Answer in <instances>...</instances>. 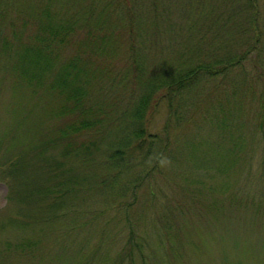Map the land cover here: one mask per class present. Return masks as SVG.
Masks as SVG:
<instances>
[{"label": "rangeland", "instance_id": "obj_1", "mask_svg": "<svg viewBox=\"0 0 264 264\" xmlns=\"http://www.w3.org/2000/svg\"><path fill=\"white\" fill-rule=\"evenodd\" d=\"M84 7L111 9L103 26L89 23L94 34L115 21L116 48L93 63L112 58L125 72L132 33L144 79L227 66L163 90L142 124L144 159L139 148L115 166L119 133L110 128L84 139L87 162L52 143L61 99L24 84L0 45V264H264V0H0V34L13 41L15 27L31 42L34 12L45 8L65 32ZM78 27L69 35L83 51L91 41ZM144 89L104 92L98 107L130 111Z\"/></svg>", "mask_w": 264, "mask_h": 264}, {"label": "trees", "instance_id": "obj_2", "mask_svg": "<svg viewBox=\"0 0 264 264\" xmlns=\"http://www.w3.org/2000/svg\"><path fill=\"white\" fill-rule=\"evenodd\" d=\"M126 6L123 7L125 14L134 18L132 16L133 8L128 3ZM105 9L106 7H99L98 9L84 7L77 16L82 25H75L72 19H77V17L72 15L69 18L65 17L67 18L66 24L70 23L69 28L71 30L75 26H79V31L81 28L88 31L90 30L89 23L94 21L95 28L98 29L99 25L103 26L105 18L111 15V9L106 11ZM114 9L117 11V8ZM152 10L156 11L155 9ZM34 13L39 24L36 25L38 30L36 29L31 42H24L21 38L22 33L14 27L12 31L13 41L0 34L1 51L4 54L8 51L9 53L12 52L10 54H12L13 62L10 65V70L17 74L24 84H33L36 88L41 86L40 89L43 91L54 93L55 100L61 99L62 104L53 108L51 114L61 118L64 122L59 125L55 124L47 134L51 136L53 144H59L65 153L73 151L76 156H82L84 162L88 161L85 151L89 150V145L84 139L87 136H94L101 128H110L114 133H119L118 147L109 155L113 165L123 164L126 156L129 160L127 154L136 153L139 148L143 149V154H137L143 158L148 152L144 145L150 143L148 139L150 134H147L145 124L144 126L142 124L147 123L150 119L158 101L166 97V93L162 91L178 90L182 85H189L188 81L197 79L203 70L213 76L223 71L227 66V64L219 65L216 68L213 67V64H208L207 67L198 66L185 75L180 74L173 82L166 80L169 75L177 74L175 73L177 70L175 66L172 72H170L171 67L162 72L163 74H159V81L158 78L146 77L144 79L143 76L139 75L141 65L136 58L138 53L134 42L135 37L131 33L128 40L124 38L123 43L127 49L129 65L124 67L125 72H118L116 63L112 61V58L103 66L100 65L99 59L95 63L90 60L92 55L99 56L104 52H112L116 48L112 40L115 35V21L108 32L106 34L104 32L102 36L99 32L94 34L88 31L91 42L84 44L85 49L81 51L79 49L82 44L75 47L72 36L69 35L71 30L67 29L65 32L61 30L64 26L53 21L52 17L55 16L50 17L48 9L45 8L39 13ZM156 15H158L157 12ZM137 21L141 23L138 17ZM152 26L154 25L152 24ZM128 27L129 30H126L129 34L135 27V21H130ZM104 38L108 42H104ZM70 48L77 49L70 50ZM213 63L218 65L221 61L218 63V59H215ZM231 63V61L228 62V64ZM180 69L181 67L178 71ZM139 83L145 84V93L140 96L138 101H130V111L126 108L116 107L119 112H114L111 101L108 104L105 102V111L98 107V100L99 98L103 99L104 92L110 93L120 86L122 89L129 86L132 89V94L134 85ZM150 99L153 102L149 106ZM127 113L129 114L128 117L126 116ZM129 128L130 130H126ZM48 141L51 143L50 139ZM19 161L12 165L15 170L23 167ZM23 196L30 198L26 195Z\"/></svg>", "mask_w": 264, "mask_h": 264}]
</instances>
